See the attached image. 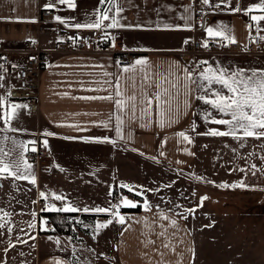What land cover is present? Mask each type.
I'll use <instances>...</instances> for the list:
<instances>
[{
	"label": "crops",
	"instance_id": "0c3cea01",
	"mask_svg": "<svg viewBox=\"0 0 264 264\" xmlns=\"http://www.w3.org/2000/svg\"><path fill=\"white\" fill-rule=\"evenodd\" d=\"M49 2L56 3V0H0V42L7 47L20 48L26 41L38 38V30L42 26H55L60 31L71 34L86 30L66 27L57 21L54 24H40L38 19L44 11H53L55 17L60 16L69 23H83L92 18L96 10L102 11L110 7L108 4H100V0H74L75 9L57 4L55 10H50L45 7ZM211 2L217 3L219 0ZM259 2L260 0H231V7L248 9ZM118 3L123 9L122 24H139L143 27L93 30L99 48H112L113 38L120 39L126 52L136 53L138 58H147L151 64L159 66L161 72H165L173 62L181 66L189 65L180 57L185 40L208 39L206 32L194 33V11L184 12L189 6L194 9L193 0H118ZM187 15H191V20L188 21L190 30L157 29L158 24L179 25L182 28L185 21L180 17ZM205 15L212 18L208 26L222 23L231 27L236 41L243 47H247L254 35H264V30H259L264 29V20L259 21L258 28L250 19L251 15L260 16L264 15V12L254 10L250 13H233L222 5L221 9L215 11L205 6ZM31 20L36 22H28ZM199 60L208 61L213 68L220 67L229 72L236 69L264 70V52L258 55L204 53ZM116 65L110 51L58 55L49 62L42 73L39 113L30 116L27 108L17 110V116L12 119L10 127L18 131H8V126L0 121V137L8 136L27 143L36 141L37 133L42 134L43 141H48L45 148L58 167V172L54 173L46 165H37L31 160L32 152H27L25 157L33 164L36 185L11 177L0 178V209L11 214L0 220V223H5V227L0 229V264H54L55 260H63L67 264H87L79 261V256L84 255L82 249L90 248V242L94 248H91L90 252L96 256L92 264H195V234L186 219L181 215H174L178 212L166 206L170 200L159 193V185L174 171L190 173L196 170L200 162L208 160V156H211L208 151L209 140H236L232 137L203 134L212 129L226 130L225 126L213 124L210 120L205 122L206 111L212 112L218 119L228 117L220 116L202 100L195 99V96L200 94L199 90L187 97L188 104L185 105L186 98L181 82L178 89L172 90L175 98L172 100L171 113L167 111L166 106L158 109L155 102L147 115L142 116L141 108L137 107L135 118H130L132 113L129 110L123 115L124 138L118 139L114 131L115 119L109 122L108 128L101 126V122L108 121L109 115L114 113V104L99 99H78L105 96L112 92L111 88L108 92L89 89L100 87L92 81L106 79L102 75L103 71L119 72L120 68ZM177 74L183 75L182 72ZM0 84L3 85L0 87V97L8 101L7 106L0 107V115L10 110L11 104L25 105L22 101L10 99V86L4 78L0 80ZM103 87L108 88V85ZM214 87L218 89L221 86ZM153 90L148 89L149 93ZM131 92L129 87L128 94ZM170 118L172 122H169ZM193 125L195 131H192ZM46 132L54 135L45 136ZM180 132L187 134L192 142L184 141L178 135ZM103 137H110L115 142H100L99 138ZM32 146L34 145H29ZM254 171L253 182L259 184L264 171L260 165ZM121 184L133 186L134 192L120 188ZM115 188L120 189L124 196L138 202L141 208L140 212L131 213L128 209L134 208L122 207L120 212L125 216L124 225L114 222L97 235L94 231L95 224L105 222L110 218L109 214L81 211L60 214L73 215L71 219L74 223L80 218L92 221L93 227L89 232L85 230L79 233L76 228L77 235L72 238L42 230L47 218L39 219V204L41 209L45 204L63 206L62 202L52 199L51 193L64 196V203H71L81 209H92L109 207L110 202L113 203L114 200ZM261 189V185H258L254 190H259L260 193ZM41 191L46 193L47 200L40 197ZM110 191L113 196L108 195ZM136 192L141 195H136ZM144 199L153 206L151 211L144 210ZM262 200L259 199L254 206H260ZM33 212L36 213L35 218L31 215ZM252 214L256 215L255 218L259 221L262 217L264 219L261 209L254 210ZM162 215L168 219H163ZM0 216H3L2 212ZM173 218L177 221L175 227L171 225ZM29 222L36 224V227L28 228ZM8 228H12L11 233L7 231ZM21 228L35 239H30L21 232ZM18 237L27 243L19 242ZM56 240L60 241L59 245ZM107 247H110V251Z\"/></svg>",
	"mask_w": 264,
	"mask_h": 264
},
{
	"label": "snow or ice",
	"instance_id": "6c2138e0",
	"mask_svg": "<svg viewBox=\"0 0 264 264\" xmlns=\"http://www.w3.org/2000/svg\"><path fill=\"white\" fill-rule=\"evenodd\" d=\"M200 3L204 6H208L212 11L216 9H221L223 5L224 8L229 9L233 13L245 12L250 13L254 10L264 12V0L255 6H250L248 9H241L239 6L232 8L231 0H219L217 3H212L211 0H200ZM58 5H66L70 9H75L76 5L74 0H56V3H47L45 7L50 10H55ZM100 4H108L110 7L101 10H96L92 14V18L86 20V22H71L69 23L64 18L56 16L55 20L66 27H72L74 29H86V30H106V29H120V28H140L142 25H130L122 24L121 19L123 9L119 6L118 0H100ZM194 11L191 6L184 9L185 13H190ZM111 14V15H110ZM204 13H201V21H203ZM181 20L185 23L183 27L179 25L163 24L157 25L158 30H190L191 25L188 21L191 20V15L181 16ZM250 19L259 28V21L264 20V15L256 16L251 15ZM22 22V21H17ZM28 22L35 23V20ZM107 22V23H106ZM204 31L207 34L208 40L202 42L201 46L204 48L209 47V40L216 42L219 40L222 44L230 45L237 43L234 35L233 29L225 24H216L214 26L204 25ZM264 30V29H259ZM105 36L107 37V32L105 31ZM74 42L78 39L76 37H70ZM83 39V38H79ZM264 39V37H261ZM189 41L185 40L184 43L187 44ZM31 43L35 44L36 41L32 40ZM112 46L115 47V38H113ZM34 58V57H33ZM207 65V66H205ZM120 71L117 73H110L108 71H103L102 75L106 79L103 81L95 80L92 83L100 85L97 89H89L90 91H105L108 92L109 88L113 89L105 96H95V97H79L78 99H92V100H106L114 104V113L109 115V120L101 122V126L108 128L109 122L115 119V136L118 139H123L122 126L124 124L123 115L127 114L130 110L132 116L130 118H135L137 107L141 108V113L147 115L153 105L156 103L158 109H162L165 106L167 111L171 113L172 110V100L175 98L173 89H178L182 82L184 89L183 95L185 96L184 104H188L187 97L192 96L199 90V95L195 96V99L202 100L206 105H209L211 109L216 110V112L225 118H216L210 111H206L204 114L205 122L210 120L211 123L216 125L225 126L226 130L221 131L218 129H212L204 135H210L213 137H232L233 139L242 140L244 138H264V70H244L236 69L229 72L227 69L220 67L213 68L208 61L201 60L196 61L191 65L181 66L175 62L168 66V70L161 72L159 66H154L147 58H137L134 62L123 65L117 64ZM98 67L103 68L102 65ZM178 72H182V76L178 75ZM3 77H0L2 80ZM103 85H108V88L103 87ZM165 85H169L166 87ZM219 85L220 88H215L214 86ZM0 87H3L0 84ZM129 87L132 89L131 94H128ZM148 89H154L149 93ZM139 93V95L137 94ZM178 94V93H177ZM10 95V94H9ZM8 105V101L4 97H0V107H5ZM28 105L22 104H11L10 110L5 111L0 115V121L7 125L8 131H18L17 129H12L10 127L12 119L17 116V110L26 109ZM163 114V113H161ZM172 122V119H169ZM75 126V125H72ZM192 131H195V125L192 126ZM45 136L54 135L51 132L44 133ZM184 141L191 143L190 137L184 132L178 134ZM100 142H115L110 137L99 138ZM10 142V146H8ZM35 141H28L27 143L15 138L8 136L0 137V178L11 177L17 180H26L32 185L37 184V178L33 170V164L28 161L25 157L27 152H36L37 148L35 146L29 147V145H35ZM48 141L44 140L43 144L46 147ZM162 154V153H161ZM179 163V162H178ZM252 169H256V165L251 166ZM240 171H246L245 169H240ZM3 174H6L4 176ZM255 174V171L253 172ZM122 189H128L129 192H134V187L121 184L119 186ZM222 188H244L247 189L249 186L245 185L243 181L239 184H222L219 185ZM146 191V190H145ZM136 195H141L140 192H136ZM42 199L47 200L48 196L45 192L41 191L39 193ZM52 199L55 201H60L63 206L57 207L56 204H45L42 211L56 212V213H77L84 212L88 213L90 211L95 213H107L109 214V219L105 222H97L94 226V231L98 235L103 229L108 228L114 222L124 225L126 223L125 216L121 214L120 209L123 208H136L138 207V202L129 199L127 196H122L118 199V202H110L109 207H95L89 209L88 207L80 208L74 206L71 203H64L65 197L55 193L50 194ZM109 196H113V192L108 193ZM115 199V197H114ZM208 197H201L200 206L203 205V201L207 200ZM152 205L149 204L147 199L143 200V208L145 211H151ZM158 207V206H157ZM175 207H179L178 205ZM195 209H185V212H194ZM3 216H0V220L4 216H10V213L4 212L0 209ZM23 214V213H18ZM33 218L36 217V213H31ZM174 215H181L183 219H187L186 215L181 213H175ZM162 218L167 220V216ZM46 224L47 221H44ZM177 221L175 218L171 219V225L175 227ZM5 227V223H0V229ZM36 224L29 222L28 228H35ZM46 230V229H42ZM127 229H125L126 231ZM9 233L12 232V228H8ZM29 236L30 239H35L30 233L26 232L24 228L20 229ZM21 243H27L26 240H20ZM58 245L59 240L55 241ZM149 243H152L149 241ZM13 247L15 245H12ZM168 245H165L167 247ZM54 264H67L63 260H55ZM76 264V262H73Z\"/></svg>",
	"mask_w": 264,
	"mask_h": 264
},
{
	"label": "rangeland",
	"instance_id": "374dc122",
	"mask_svg": "<svg viewBox=\"0 0 264 264\" xmlns=\"http://www.w3.org/2000/svg\"><path fill=\"white\" fill-rule=\"evenodd\" d=\"M208 151L211 156L200 162L196 170L169 174L159 185V193L170 200L166 206L188 217L186 220L197 240L195 264H264V219H256L249 207L250 203L254 209V203L264 198V173L259 184L254 183L251 168L253 164L256 169L260 165L264 171V138L209 140ZM241 181L249 187H219ZM258 185L262 187L260 193L254 190ZM204 196L208 199L200 206ZM185 209L195 211L185 212ZM75 221L80 225L74 223L79 233L89 232L93 227L92 221L83 218ZM88 246L87 250H81L84 255L79 256V261L92 264L96 257L90 252L94 250L93 243ZM107 249L110 251V247Z\"/></svg>",
	"mask_w": 264,
	"mask_h": 264
},
{
	"label": "built area",
	"instance_id": "2783aa9c",
	"mask_svg": "<svg viewBox=\"0 0 264 264\" xmlns=\"http://www.w3.org/2000/svg\"><path fill=\"white\" fill-rule=\"evenodd\" d=\"M193 6L195 17L194 33L200 34L205 32L203 26H208L212 22V18H208L205 15V6L200 3V0H193ZM202 12L204 13L203 21H201ZM55 21V13L53 11L40 13L38 19L40 24H54ZM38 34V38L32 39L36 41L35 44L31 43L32 40H29L17 49L7 47L3 42H0V75L10 86V99L22 101L25 105H28L27 112L30 116L39 113L42 73L49 62L56 56L110 51L114 56L115 62L117 64L122 63L123 65L134 62L139 56L136 53L126 52L120 39L115 40V47H97L98 45L94 37L95 31L93 30L71 34L65 31L62 32L55 26H42L39 28ZM70 37L78 39L74 42L72 39H69ZM261 37H264V35H254L247 47H243L238 42L225 46L219 40L216 42L209 40V47L207 49L201 46L202 40L194 38L188 40L189 42L185 44L180 57L185 63L191 65L196 61H200L199 58L204 53L209 55H258L264 52V39H261ZM35 142L34 146L37 148V151L32 152L31 160L37 165H46L54 173L58 172L56 163L43 144L42 134L37 133ZM122 196H124L122 191L115 188L113 203L118 202V199ZM40 206L41 204H39L37 215L42 220L46 216ZM43 229L52 232L54 227L51 223L47 222Z\"/></svg>",
	"mask_w": 264,
	"mask_h": 264
},
{
	"label": "trees",
	"instance_id": "16d2710c",
	"mask_svg": "<svg viewBox=\"0 0 264 264\" xmlns=\"http://www.w3.org/2000/svg\"><path fill=\"white\" fill-rule=\"evenodd\" d=\"M138 198V197H137ZM254 200V199H253ZM252 203V202H251ZM249 203V207L251 210H260L264 209V203H262L260 206H254ZM129 212L131 213H138L141 211V208L138 206L134 209H128ZM264 212V211H263ZM47 222L51 223L54 227V230L52 231L53 234L56 235H65V236H70L72 238H75L77 233L74 229V220L71 219V214H60V213H46L44 212Z\"/></svg>",
	"mask_w": 264,
	"mask_h": 264
}]
</instances>
